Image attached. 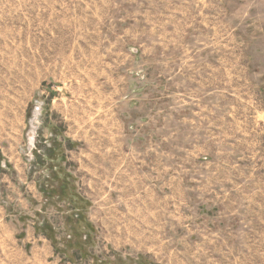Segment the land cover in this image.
Returning a JSON list of instances; mask_svg holds the SVG:
<instances>
[{"label": "rangeland", "instance_id": "rangeland-1", "mask_svg": "<svg viewBox=\"0 0 264 264\" xmlns=\"http://www.w3.org/2000/svg\"><path fill=\"white\" fill-rule=\"evenodd\" d=\"M0 264H264V0H0Z\"/></svg>", "mask_w": 264, "mask_h": 264}, {"label": "crops", "instance_id": "crops-1", "mask_svg": "<svg viewBox=\"0 0 264 264\" xmlns=\"http://www.w3.org/2000/svg\"><path fill=\"white\" fill-rule=\"evenodd\" d=\"M108 130H110L108 132L109 133V136H107V137L104 138V143L105 144H103V147L102 148H103V151H104L103 152V157H105L106 159L108 158V159L111 160L112 159V156H113V151L114 152L117 151V147L115 146V144L113 146V143H115L118 140H117L116 137H113L111 135V126L108 127ZM99 148H101V147H99ZM88 151H89V154H88L89 157H95L94 156V151H93V153L90 151V149ZM110 160L107 161L109 163V165L107 163V164H105L103 166V173L109 174V173L112 172L111 171V161ZM90 171L91 172H96L97 169H94V165H93V169L91 168ZM129 229H131V230H128L127 229V233H125L126 235L123 236L124 237L123 238L124 240L122 241V244L123 245H130V246L134 244L135 247H139V245L143 243L139 239H142V241H143L144 237L147 238V234H145L144 232H142V233L138 232L139 231L138 228L133 229L132 227H130Z\"/></svg>", "mask_w": 264, "mask_h": 264}, {"label": "trees", "instance_id": "trees-1", "mask_svg": "<svg viewBox=\"0 0 264 264\" xmlns=\"http://www.w3.org/2000/svg\"><path fill=\"white\" fill-rule=\"evenodd\" d=\"M60 182L62 183V186L60 187V191L65 190V192H63V197L67 196L66 190H67V186L65 184L64 181H62V179H60Z\"/></svg>", "mask_w": 264, "mask_h": 264}, {"label": "flooded vegetation", "instance_id": "flooded-vegetation-1", "mask_svg": "<svg viewBox=\"0 0 264 264\" xmlns=\"http://www.w3.org/2000/svg\"><path fill=\"white\" fill-rule=\"evenodd\" d=\"M51 158H52V157H51ZM58 182H60V179H58ZM61 186H62V184H59V185H58V187H59L58 189H59V190H60V187H61Z\"/></svg>", "mask_w": 264, "mask_h": 264}]
</instances>
